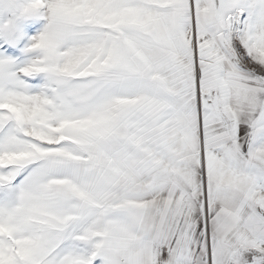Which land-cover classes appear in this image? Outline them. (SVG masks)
<instances>
[{
  "label": "snow or ice",
  "instance_id": "obj_1",
  "mask_svg": "<svg viewBox=\"0 0 264 264\" xmlns=\"http://www.w3.org/2000/svg\"><path fill=\"white\" fill-rule=\"evenodd\" d=\"M0 264H264V0H0Z\"/></svg>",
  "mask_w": 264,
  "mask_h": 264
}]
</instances>
